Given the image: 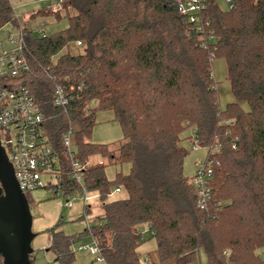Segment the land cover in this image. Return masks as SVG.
I'll use <instances>...</instances> for the list:
<instances>
[{
    "label": "trees",
    "instance_id": "1",
    "mask_svg": "<svg viewBox=\"0 0 264 264\" xmlns=\"http://www.w3.org/2000/svg\"><path fill=\"white\" fill-rule=\"evenodd\" d=\"M58 1L29 19L66 17L64 29L37 35L23 26L29 67L15 83L38 105L43 133L63 160L61 135L78 124L73 152L83 186L98 191L101 214L78 234L65 235L60 222L47 230L55 264H76L73 245L86 236L96 239L104 264H141L135 229L142 224L153 228L148 238L160 260L191 264L202 249L207 264H264L256 252L264 247V0H231L224 10L206 0L203 33L178 12L179 0ZM8 23L17 26L15 13L0 0V30ZM76 42L81 52L52 60ZM216 60L231 95L222 108ZM55 86L69 91L64 110L52 103ZM105 109L122 129L117 152L87 139L95 111ZM187 129L217 162L205 212L183 175L189 151L179 141ZM94 156L129 169L109 180L103 164L87 166ZM120 188L125 198L106 201ZM79 189L72 184L70 193Z\"/></svg>",
    "mask_w": 264,
    "mask_h": 264
},
{
    "label": "built area",
    "instance_id": "2",
    "mask_svg": "<svg viewBox=\"0 0 264 264\" xmlns=\"http://www.w3.org/2000/svg\"><path fill=\"white\" fill-rule=\"evenodd\" d=\"M38 1L49 3L53 9H56L59 4L58 0ZM226 2L227 5L231 6V0H226ZM205 8L206 0L178 1V12L187 17L193 25V31L198 33H203V27L205 24L207 25V22L204 23L201 20V14ZM13 26L15 27L14 34L11 30L7 31V40L13 46L0 52L1 145L5 149L8 161L12 166L19 189L24 194L34 189L44 188L53 197H64L63 207H70L71 198L78 193L85 204L88 196L83 186V166L76 160L74 152L70 149V136L72 133L70 125L61 135L65 157V160H63L43 133V116L38 105L26 88L15 83L18 77L27 72L29 66L25 56L23 26L20 25L18 20L17 26ZM75 44L80 46L79 42ZM72 89L73 87L69 88V90ZM68 92L61 86H55L52 99L53 105L64 110L68 103ZM89 104L88 108H90ZM3 136H5L4 142L1 140ZM189 140L191 147H199L195 129H190ZM3 143L8 146V149L5 148ZM214 151H216L215 148L211 150V152ZM214 165H217V162L207 156L203 163L196 160L194 161L196 170L190 177V183L195 191V205L203 212L207 211L210 199L209 181ZM42 175H47L49 181L43 182L40 178ZM72 184H76L80 188L75 193H70ZM89 227L90 224L87 225V229ZM135 234L140 240H145L154 235V230L149 224H142L136 227ZM86 246L79 244L78 249L86 248ZM88 250L95 260L103 263L98 243L93 237H90Z\"/></svg>",
    "mask_w": 264,
    "mask_h": 264
},
{
    "label": "rangeland",
    "instance_id": "3",
    "mask_svg": "<svg viewBox=\"0 0 264 264\" xmlns=\"http://www.w3.org/2000/svg\"><path fill=\"white\" fill-rule=\"evenodd\" d=\"M16 16L24 17L31 11H36L42 7H50L49 3L39 2L38 0H9ZM220 9L227 8L226 0H215ZM51 16V15H50ZM39 27L34 29L37 35H49L58 30H62L67 25V18L61 17L57 20L51 19L47 16H38L35 18ZM14 34L15 27L13 24L8 23L4 25L0 31V52L6 51L13 46L11 42L7 40V31ZM82 51V47L77 46L75 43H70L63 48L58 54L54 55L52 60L54 61L58 55L64 52L78 53ZM212 74L217 83L218 102L220 107L230 100V89L227 81L224 79V67L221 60H216L212 64ZM96 105L95 101L90 102L89 107L93 108ZM70 127L72 133L70 136V149L75 151V132L78 130V124L71 122ZM190 129L185 130L180 135L179 144L185 147L189 152L183 160V175L191 177L196 168L194 161L199 160L204 162L207 155V148L205 147H191L190 146ZM5 136L1 137L4 142ZM88 141L107 144L109 149H113L117 152L119 144L123 139L122 129L118 121L113 118L111 110H96L94 113V125L88 136ZM4 145V143H3ZM6 149L8 146L4 145ZM103 164L104 175L107 179H113L116 172L121 171L126 173L129 169L127 163L119 164L115 160L102 159L99 156H94L89 159L87 166ZM201 168V167H200ZM43 182L49 181L47 175L40 177ZM88 196L87 202L84 204L80 198V194H75L71 199L70 207H63L64 197H53L44 188L34 189L26 193V198L29 204V209L32 217V231L36 234L31 241V247L33 248V262L32 264H55L54 255L51 250H48L49 246V234L47 230L60 222L59 228L65 235H74L83 232L87 229V225L93 222L95 216L101 214V201L97 190H87ZM127 196L123 189H113L106 197V201H113L117 199H123ZM85 207L88 211H85ZM79 244L87 245L86 248L78 249ZM90 245V238L84 237L81 241L76 242L73 245V251L76 264H102V262L95 260V258L89 254L88 247ZM137 252L140 254L141 264H177L174 258L160 260L156 251V242L154 238H148L143 240L138 248ZM262 258H264V247L259 248L256 251ZM191 264H207L206 256L202 249L197 253L195 261Z\"/></svg>",
    "mask_w": 264,
    "mask_h": 264
},
{
    "label": "water",
    "instance_id": "4",
    "mask_svg": "<svg viewBox=\"0 0 264 264\" xmlns=\"http://www.w3.org/2000/svg\"><path fill=\"white\" fill-rule=\"evenodd\" d=\"M25 194L19 189L0 142V258L1 264H31L35 233Z\"/></svg>",
    "mask_w": 264,
    "mask_h": 264
},
{
    "label": "crops",
    "instance_id": "5",
    "mask_svg": "<svg viewBox=\"0 0 264 264\" xmlns=\"http://www.w3.org/2000/svg\"><path fill=\"white\" fill-rule=\"evenodd\" d=\"M33 12H35V11H31L30 13L26 14L24 17L16 16V15L15 16H16V18H17V20H18V22L20 23L21 26H26V27H29L32 30H34V29H37L39 27V24H38V22H36L35 18L34 19H29V16ZM230 100H231V98H230ZM49 243H50V236H49Z\"/></svg>",
    "mask_w": 264,
    "mask_h": 264
}]
</instances>
